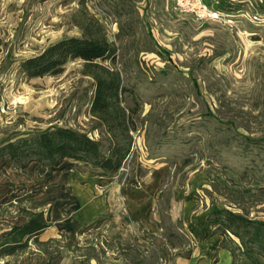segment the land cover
<instances>
[{"label":"rangeland","instance_id":"1","mask_svg":"<svg viewBox=\"0 0 264 264\" xmlns=\"http://www.w3.org/2000/svg\"><path fill=\"white\" fill-rule=\"evenodd\" d=\"M78 2L0 0V139L53 126L98 137L80 60L54 76L28 79L19 70L24 58L80 35L72 22ZM86 7L117 47L123 103L140 108L123 169L161 170L168 199L190 196L202 213L218 207L264 220V143L249 141L264 138V28L236 16L201 22L176 12L173 0Z\"/></svg>","mask_w":264,"mask_h":264},{"label":"trees","instance_id":"2","mask_svg":"<svg viewBox=\"0 0 264 264\" xmlns=\"http://www.w3.org/2000/svg\"><path fill=\"white\" fill-rule=\"evenodd\" d=\"M78 3V8L72 14V22L80 35L59 39L37 54L24 58L19 64V70L28 79L54 76L62 71L68 61L80 60V73L92 80L93 91L88 115L93 121L91 132L95 131L98 137L79 129L61 126L7 135L0 140V158L5 157L17 170L25 171L29 164L36 163L37 175L40 176L47 168L56 167L70 159L87 171L114 177L133 154L140 108L136 102L133 107L123 103L122 96L126 88L121 72L115 68L117 47L108 39L100 20L87 10L86 0H79ZM249 141L264 143V138H249ZM33 192H27L21 186L10 193L8 201L15 200L21 204L28 201V196ZM164 193L161 194L163 202L159 204L160 221L157 222V227L171 247L181 249L191 242L181 221L171 222L167 212L168 194ZM18 212L27 219L24 223L10 226L0 233V259L27 251L30 243L45 253H59L62 249H67L83 258H94L97 264L107 251L124 256L131 264L157 259L155 252H148L137 241L125 244L109 242L101 237L102 220L84 229V232L80 231L81 234L89 236L78 244L66 243L62 236L39 242L38 237L51 225L48 213L27 210L20 206ZM207 221L216 224L215 233L221 236L229 233L234 236L243 252L257 253L264 258V220L213 207L207 215ZM222 245L225 247L224 242ZM232 255L234 263L237 256L234 252Z\"/></svg>","mask_w":264,"mask_h":264},{"label":"crops","instance_id":"3","mask_svg":"<svg viewBox=\"0 0 264 264\" xmlns=\"http://www.w3.org/2000/svg\"><path fill=\"white\" fill-rule=\"evenodd\" d=\"M3 139V138H2ZM0 139V140H2ZM37 164L25 171L15 169L5 157L0 158V233L13 225L24 223L27 217L18 207L48 213L50 227L38 237L39 242L60 238L78 244L89 235L83 230L102 220L100 233L109 242L133 244L157 259L142 264H264V258L253 252H243L234 236L215 233L216 224L207 221L208 213L197 211L190 196L169 198L168 215L172 223L181 221L190 244L178 249L171 247L157 227L161 170L141 173L132 167L123 168L117 176L93 173L79 163L66 159L37 175ZM153 173V174H152ZM24 186L28 201L18 204L8 201L11 192ZM159 193V194H158ZM34 207V209H33ZM224 242L225 247H223ZM234 252L237 256L233 263ZM97 264L94 258H83L67 249L45 253L30 243L27 251L0 259V264ZM99 264H131L130 260L107 251Z\"/></svg>","mask_w":264,"mask_h":264},{"label":"built area","instance_id":"4","mask_svg":"<svg viewBox=\"0 0 264 264\" xmlns=\"http://www.w3.org/2000/svg\"><path fill=\"white\" fill-rule=\"evenodd\" d=\"M173 2L176 12L190 14L201 22L222 21L231 24L234 23L231 18L236 16L238 19H245L257 27L264 28V2L262 0H217L215 6L208 4L206 0H173ZM228 4H237L236 9Z\"/></svg>","mask_w":264,"mask_h":264}]
</instances>
